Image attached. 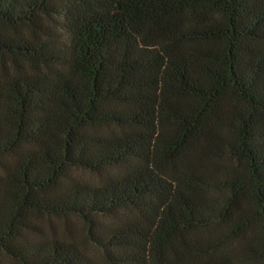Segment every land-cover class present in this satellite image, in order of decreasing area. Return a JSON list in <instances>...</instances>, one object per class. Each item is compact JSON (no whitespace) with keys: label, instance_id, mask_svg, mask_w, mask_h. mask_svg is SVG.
<instances>
[{"label":"trees","instance_id":"trees-1","mask_svg":"<svg viewBox=\"0 0 264 264\" xmlns=\"http://www.w3.org/2000/svg\"><path fill=\"white\" fill-rule=\"evenodd\" d=\"M87 244L264 264V0H0V264Z\"/></svg>","mask_w":264,"mask_h":264},{"label":"rangeland","instance_id":"rangeland-1","mask_svg":"<svg viewBox=\"0 0 264 264\" xmlns=\"http://www.w3.org/2000/svg\"><path fill=\"white\" fill-rule=\"evenodd\" d=\"M63 224H64V222L62 220H58V219L52 220V225L54 227H58V226H61ZM46 225L48 227H51V224H49V223L48 224L46 223ZM73 225H74V227L76 226V228H77L76 231L81 237L80 239L81 240L83 239V241L86 244V239H84V237H82L83 234H82L81 225L78 224L77 222H73ZM86 251L95 259L97 264H105L104 257L100 251H98L97 249H95L94 247H92L88 244L86 245ZM222 251L230 253L231 256H235L241 260H243V258H245L244 255L238 251L236 242L226 244ZM237 254H239L241 256V258L239 257V255L237 256Z\"/></svg>","mask_w":264,"mask_h":264}]
</instances>
